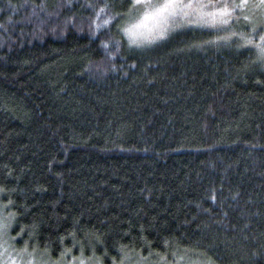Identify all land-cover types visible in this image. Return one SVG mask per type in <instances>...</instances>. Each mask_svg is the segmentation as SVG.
I'll return each mask as SVG.
<instances>
[{"label": "trees", "instance_id": "1", "mask_svg": "<svg viewBox=\"0 0 264 264\" xmlns=\"http://www.w3.org/2000/svg\"><path fill=\"white\" fill-rule=\"evenodd\" d=\"M134 9L0 0L7 239L47 264H264V67L217 39L249 32L136 45Z\"/></svg>", "mask_w": 264, "mask_h": 264}, {"label": "snow or ice", "instance_id": "2", "mask_svg": "<svg viewBox=\"0 0 264 264\" xmlns=\"http://www.w3.org/2000/svg\"><path fill=\"white\" fill-rule=\"evenodd\" d=\"M249 3L250 0H239V2L235 0H132V7H143L144 12L135 24L128 26L124 31L129 36L130 43H139L138 37L144 35L140 29L147 28L151 32L152 28H158L159 31L152 38H160L166 34L169 22L177 18L189 25L216 29L227 25L237 11L244 12L249 7ZM252 6L261 11V20L258 24H252L250 16H243L246 22L252 24L250 33L232 32L229 36L217 39L228 40L238 36L243 41L239 47L254 50L256 60L264 63V32L261 31L264 29V0H255ZM150 22L151 27H149ZM103 23L107 24L109 21L104 20ZM178 259L183 260V257ZM84 260L85 258H80V264H84ZM0 264H3V261H0ZM9 264H16L15 259H12Z\"/></svg>", "mask_w": 264, "mask_h": 264}, {"label": "rangeland", "instance_id": "3", "mask_svg": "<svg viewBox=\"0 0 264 264\" xmlns=\"http://www.w3.org/2000/svg\"><path fill=\"white\" fill-rule=\"evenodd\" d=\"M235 2H239V0H235ZM254 2H255V0H250L249 7L244 12L237 11L236 13L233 14V18L230 20L232 22L230 24L228 23L227 25L220 26V27L216 28V30H219V29L236 30V29H244L245 28V29H247V32L250 33V29H251L252 24H258L261 20V11L252 6ZM143 12H144L143 7H139V6L135 7L134 15L130 19V21L125 25V28H127L128 26H130L132 24H135ZM244 15H248L252 18V24L246 22L243 19ZM237 17H239V19H237ZM189 26L197 27L195 25H189L185 21L181 20L180 18H177V19L169 22L167 30H166V34L163 37L156 38V39H153L152 37L157 34V32L159 31L158 28H152L151 32H149L147 28H142V29H140V31L143 32L144 35L141 37H138V40L140 42L139 43H132V44H136V45L154 44L156 42H159L161 39H163L169 32H173V31H176L178 29L189 27ZM149 27H151V22L149 24ZM202 28H206V27H202ZM208 29H212V28H208ZM261 31L264 32V29H262ZM125 36L127 37L128 41L130 42V38L126 33H125ZM257 39H258V36H257ZM232 40H234V41L236 40V42L239 41V42H241L240 44L243 43V41L238 36H233ZM263 67H264V63H263ZM9 226H10V224L8 222L3 221L1 219V215H0V261H3V264H9V262L12 259H15L16 264H29V261H31V264H47L44 261H39L38 256H36V255L30 256V254L27 252L15 251L14 248L11 246L10 241L7 239L8 238L7 232H8ZM59 264H62V263H59ZM66 264H80V258L70 260ZM84 264H95V263H91L87 260H84ZM131 264H149V263H147L146 261L142 263V262H139V260H137V261L132 262ZM150 264H174V262L172 260V262L166 263L163 260H161V262L150 263ZM186 264H197V263L188 261V262H186Z\"/></svg>", "mask_w": 264, "mask_h": 264}]
</instances>
